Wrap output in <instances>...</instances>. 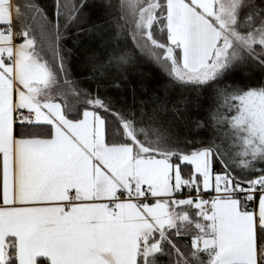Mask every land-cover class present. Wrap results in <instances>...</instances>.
I'll return each instance as SVG.
<instances>
[{"label": "snow or ice", "instance_id": "1", "mask_svg": "<svg viewBox=\"0 0 264 264\" xmlns=\"http://www.w3.org/2000/svg\"><path fill=\"white\" fill-rule=\"evenodd\" d=\"M0 264H264V0H0Z\"/></svg>", "mask_w": 264, "mask_h": 264}, {"label": "trees", "instance_id": "2", "mask_svg": "<svg viewBox=\"0 0 264 264\" xmlns=\"http://www.w3.org/2000/svg\"><path fill=\"white\" fill-rule=\"evenodd\" d=\"M47 4L50 5L51 0H45ZM86 39V37H83ZM125 43H127L125 41ZM73 44H78V40L73 36L68 43L66 48L70 50V55L68 57L67 68L69 74L75 78L77 73H83L85 70V65L81 62L79 54L74 53ZM140 72H143L145 76L151 81V84L158 89H167L172 95H180L185 93V88L174 85L166 73H164L160 67L152 62L148 58H144L140 61L139 69ZM79 79L84 82L85 87H90L95 89L97 87L96 82L90 77L80 76ZM100 93L103 94L107 89L100 85Z\"/></svg>", "mask_w": 264, "mask_h": 264}]
</instances>
